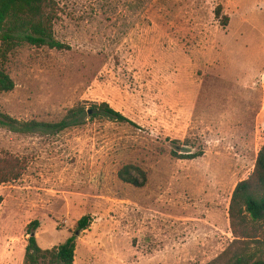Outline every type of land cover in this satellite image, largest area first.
Segmentation results:
<instances>
[{"label":"rangeland","instance_id":"obj_1","mask_svg":"<svg viewBox=\"0 0 264 264\" xmlns=\"http://www.w3.org/2000/svg\"><path fill=\"white\" fill-rule=\"evenodd\" d=\"M56 2L69 49L10 55L0 112L85 114L63 131L0 126V170L26 167L0 186V264L24 263L31 223L52 249L84 216L75 264H208L234 240L232 194L264 145V0ZM103 103L129 122L92 118ZM129 166L143 187L121 179Z\"/></svg>","mask_w":264,"mask_h":264},{"label":"trees","instance_id":"obj_2","mask_svg":"<svg viewBox=\"0 0 264 264\" xmlns=\"http://www.w3.org/2000/svg\"><path fill=\"white\" fill-rule=\"evenodd\" d=\"M222 8L217 10L220 18ZM59 17V5L56 0H0V93L11 92L15 83L7 71L10 55L24 46L48 47L66 50L69 46L55 37V24ZM227 25L229 18L225 16ZM92 118L104 116L116 122H129L122 114L113 110L109 104L93 106ZM85 110L81 107L71 109L65 119L58 124L20 122L0 112V126L14 132H35L42 128L63 131L80 123ZM197 156H193L196 158ZM17 168V167H16ZM26 167L15 171L7 166L0 170V186L18 180ZM133 172L140 177L133 176ZM123 181L143 187L145 176L139 168L132 166L120 172ZM0 195V207L3 204ZM229 220L234 240L213 261L208 264H264V145L258 153L255 168L251 176L235 187L229 208ZM90 216L82 217L75 232L66 243L52 249H42L37 241L36 231L39 222L28 226V245L23 264H75L79 234L89 229Z\"/></svg>","mask_w":264,"mask_h":264}]
</instances>
